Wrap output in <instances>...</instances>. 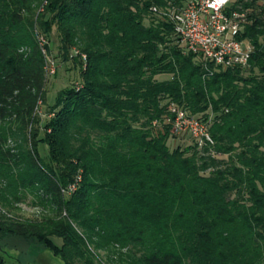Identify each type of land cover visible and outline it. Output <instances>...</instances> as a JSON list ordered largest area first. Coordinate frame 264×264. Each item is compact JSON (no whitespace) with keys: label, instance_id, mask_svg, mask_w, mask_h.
I'll return each mask as SVG.
<instances>
[{"label":"trees","instance_id":"trees-1","mask_svg":"<svg viewBox=\"0 0 264 264\" xmlns=\"http://www.w3.org/2000/svg\"><path fill=\"white\" fill-rule=\"evenodd\" d=\"M180 6L0 0V201L41 209L0 215V264L24 246L62 264H264V0L233 4L242 70L182 52L162 15ZM53 33L75 77L48 105ZM170 104L210 119L211 151L170 148Z\"/></svg>","mask_w":264,"mask_h":264},{"label":"built area","instance_id":"built-area-1","mask_svg":"<svg viewBox=\"0 0 264 264\" xmlns=\"http://www.w3.org/2000/svg\"><path fill=\"white\" fill-rule=\"evenodd\" d=\"M234 2L235 0H181L180 8L169 9L162 15L172 24L177 44L183 53L199 56L221 71L242 70L248 66L251 47L245 38H240L245 15L233 10ZM151 10L156 12L155 8ZM38 41L45 54L46 40L39 37ZM45 73L47 76L54 74V65L50 60L45 62ZM165 124L172 137L186 135L197 150L211 151L213 140L209 134L210 119L201 121L170 104Z\"/></svg>","mask_w":264,"mask_h":264},{"label":"rangeland","instance_id":"rangeland-1","mask_svg":"<svg viewBox=\"0 0 264 264\" xmlns=\"http://www.w3.org/2000/svg\"><path fill=\"white\" fill-rule=\"evenodd\" d=\"M48 55L46 61L50 60L54 65V74L47 76L45 83V96L46 103L52 105L54 103L57 93L70 86L72 79L75 77V73L72 70V65L70 62H62L58 57L57 53V43L55 38V33L51 34L49 40H47ZM159 80L167 79V77H159ZM46 108L44 105H39L37 113L41 120L47 118L45 114ZM177 144L181 146H188L191 144V140L186 135H180L178 137H173L170 141V148L175 147ZM12 203V201H11ZM41 214V209L39 207H33L31 204V197L27 196L26 199L17 204L12 203L10 206H3L0 201V215H6V217L11 218H37ZM22 247L17 248V250ZM16 249V248H15ZM22 254L25 264H62L61 260L53 257L48 252H43L41 254L34 253L32 248L24 246L22 248ZM34 253V254H33Z\"/></svg>","mask_w":264,"mask_h":264}]
</instances>
